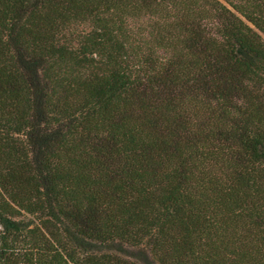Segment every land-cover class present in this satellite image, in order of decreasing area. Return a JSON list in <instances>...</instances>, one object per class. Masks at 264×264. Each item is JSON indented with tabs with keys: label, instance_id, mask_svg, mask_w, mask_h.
Returning <instances> with one entry per match:
<instances>
[{
	"label": "trees",
	"instance_id": "trees-1",
	"mask_svg": "<svg viewBox=\"0 0 264 264\" xmlns=\"http://www.w3.org/2000/svg\"><path fill=\"white\" fill-rule=\"evenodd\" d=\"M0 264H264V0H0Z\"/></svg>",
	"mask_w": 264,
	"mask_h": 264
}]
</instances>
